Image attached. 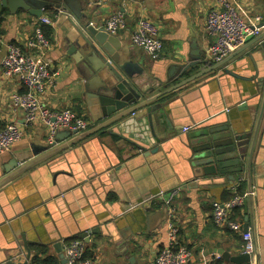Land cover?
Returning a JSON list of instances; mask_svg holds the SVG:
<instances>
[{
	"label": "crops",
	"instance_id": "1",
	"mask_svg": "<svg viewBox=\"0 0 264 264\" xmlns=\"http://www.w3.org/2000/svg\"><path fill=\"white\" fill-rule=\"evenodd\" d=\"M228 1L264 22V0ZM66 2L69 6L65 1L61 4L49 1L40 16L51 21L41 25L50 42L46 57L51 78L38 98L51 111L69 109L85 118L89 122L86 131L99 124L92 119L84 100L85 86L90 80L97 83V79L93 74L85 75L86 55L74 24L80 26L85 22L98 28L111 15L123 14L124 28L112 35L121 40V61L142 62L145 74L162 79L177 78L184 63L207 59L208 46L214 40L205 32V18L216 7V0ZM0 14V128L15 123L22 131L21 139L8 152L0 154L1 179L4 166L11 160L25 158L31 146L46 145L47 133L41 124L26 125L22 110L12 103V95L23 94L26 88L16 79L1 76L6 46L15 44L27 51L25 43L38 28L40 18L22 10L11 15L1 2ZM140 17L149 19L159 29L163 44L159 60H151L130 41ZM253 51L252 46L248 47L225 68L241 78L252 77L254 72L247 54ZM258 68V78L263 80L259 87L256 82L216 72L167 95L164 117L159 123L153 120L156 137L143 123L121 131L116 126L104 128L1 187L0 264L45 260L61 264L56 249L62 250V242L77 239L82 230L94 227L100 229V234L90 235L85 253L92 256L94 264H154L158 251L168 243L169 225L176 228L179 245L192 252L189 264H231L219 253L243 254V228L233 233L216 227L211 220V204L227 200L233 190L245 193L247 198L232 217L242 227L248 224L254 257L257 264H264V112L258 130L259 146L256 145L250 166L246 168L245 161L243 173L233 183H211L203 187L205 191L197 192L184 182L190 171L184 140L195 127L212 120L223 125L230 119H248L249 102L253 103L252 121L256 122L264 98V64ZM195 70L198 69L191 72ZM148 84L151 87L153 83ZM248 88L252 90L247 92ZM184 128L190 130L183 132ZM158 137L162 138L154 143L158 152L144 157L142 149L152 150L150 140ZM174 190H178V195L169 205L160 199ZM22 236L26 238L29 255Z\"/></svg>",
	"mask_w": 264,
	"mask_h": 264
},
{
	"label": "water",
	"instance_id": "2",
	"mask_svg": "<svg viewBox=\"0 0 264 264\" xmlns=\"http://www.w3.org/2000/svg\"><path fill=\"white\" fill-rule=\"evenodd\" d=\"M49 1L58 4L65 1L68 5L67 0H1L0 2L2 8L7 9L11 15L22 10L31 16L40 18L41 10L49 6ZM71 9L77 17H81L76 9ZM74 27L78 31L79 42L82 44L83 53L86 55H84L86 63L83 66L85 75L93 74L97 79V83L90 80L85 86L84 100L92 119L99 124L82 134L62 130L57 132L51 144L31 146V151L25 158L16 157L4 166L2 173L4 177L0 179V188L30 168L55 159L59 154L62 155L82 140L104 128L116 126L121 131L128 130L130 125L143 123L149 126L151 135L156 137L153 120L157 119V123H159L164 117L163 112L167 106L164 98L208 74L221 72L238 80L256 82L258 87L263 81L258 78L260 72L258 65L264 64V29L257 36L248 38L245 45L218 63H212L205 57L201 61L195 59L180 66L177 78L162 79L156 75L145 74L141 66L143 65L142 62L132 64V62L121 61L119 54L121 40L118 37L85 22L80 26L74 24ZM250 46L254 49L252 53L247 54L254 72L252 77L241 78L225 68L229 61ZM256 56H259V59H256ZM193 68L198 70L191 72ZM134 76H138L140 79H136ZM148 82L153 83L151 87ZM172 82L174 83L171 84ZM246 90L248 92L252 89ZM249 104L251 106L248 119H230L223 125L214 120L208 121L195 127L194 131L184 140L185 159L190 168L184 182L188 183L191 190L203 192L205 191L203 187H207L211 183H233L236 177L243 173L245 161L246 168L250 166L256 145L259 146L257 139L264 112V98L256 122L252 121L253 103L249 102ZM108 133L121 138L115 132ZM147 140L149 141V137ZM156 140L160 142L162 138L150 140L153 146L152 150L147 151L141 148L144 157L147 158L149 155L158 152L159 147L154 144ZM208 177H212L213 181ZM247 190L250 191V188L248 187ZM168 195L169 192L160 199L165 201ZM163 210L167 213L168 209L165 204ZM148 219L150 220V218ZM242 228L244 233L249 232L248 224H244ZM98 234H100L99 228H86L81 231L78 237L87 243L90 235ZM22 241L29 255L24 236H22ZM56 250L61 264H66L62 250ZM219 254L226 263L257 264L254 257L255 253L251 258L246 254L237 256H229L226 253Z\"/></svg>",
	"mask_w": 264,
	"mask_h": 264
},
{
	"label": "built area",
	"instance_id": "3",
	"mask_svg": "<svg viewBox=\"0 0 264 264\" xmlns=\"http://www.w3.org/2000/svg\"><path fill=\"white\" fill-rule=\"evenodd\" d=\"M216 3V7L211 9L205 18V32L214 38L207 49V59L212 63L222 61L245 45L248 38L257 36L264 29V22L259 16H249L239 5H231L228 0H216ZM1 20L0 14V22ZM50 22L48 18L41 17L38 28L25 43L27 51L15 44H8L1 60V76L5 79H16L26 88L25 93L12 95L13 105L22 110L26 125L41 124L46 129L47 144L54 141L59 131L79 134L89 128V122L75 112L69 109L51 111L39 101L38 95L45 91L51 78L49 59L46 57L50 42L41 28V25ZM124 26L123 14L115 13L100 28L110 35H115ZM130 41L134 46L142 49L151 60L156 61L161 58L163 44L159 37V29L149 19L140 17L136 21ZM188 130L190 128H184L183 132ZM21 137L22 131L15 123L0 128V154L8 152ZM177 195L178 190L170 192L165 203L169 205ZM246 198L245 193L240 194L233 190L232 196L227 200L212 202L213 224L220 229L239 233L242 226L232 216L235 210L245 204ZM176 239L177 230L169 225L168 243L158 251L154 264L190 263L192 252L180 246ZM241 239L244 244L243 254L251 258L255 253L251 233L243 232ZM62 253L66 264H94L92 258L85 256L86 243L80 238L62 242Z\"/></svg>",
	"mask_w": 264,
	"mask_h": 264
},
{
	"label": "trees",
	"instance_id": "4",
	"mask_svg": "<svg viewBox=\"0 0 264 264\" xmlns=\"http://www.w3.org/2000/svg\"><path fill=\"white\" fill-rule=\"evenodd\" d=\"M46 10V9H45ZM39 253H41V252H39ZM87 258H92V256H90V257H88L87 255H85ZM31 264H52V262L51 261H47V260H45V261H35V263H31Z\"/></svg>",
	"mask_w": 264,
	"mask_h": 264
}]
</instances>
